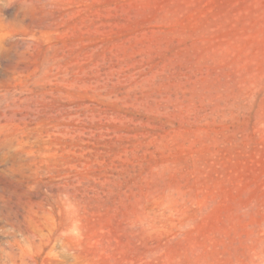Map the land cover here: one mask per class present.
Returning a JSON list of instances; mask_svg holds the SVG:
<instances>
[{
  "label": "rangeland",
  "instance_id": "374dc122",
  "mask_svg": "<svg viewBox=\"0 0 264 264\" xmlns=\"http://www.w3.org/2000/svg\"><path fill=\"white\" fill-rule=\"evenodd\" d=\"M0 264H264V0H0Z\"/></svg>",
  "mask_w": 264,
  "mask_h": 264
}]
</instances>
